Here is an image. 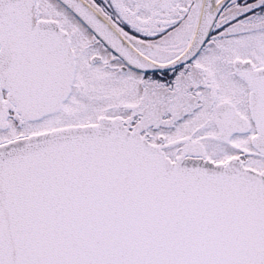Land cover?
Listing matches in <instances>:
<instances>
[{"label": "snow or ice", "instance_id": "6c2138e0", "mask_svg": "<svg viewBox=\"0 0 264 264\" xmlns=\"http://www.w3.org/2000/svg\"><path fill=\"white\" fill-rule=\"evenodd\" d=\"M0 264H264V0H0Z\"/></svg>", "mask_w": 264, "mask_h": 264}]
</instances>
